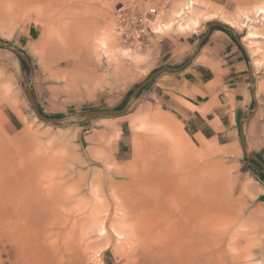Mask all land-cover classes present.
<instances>
[{
    "label": "rangeland",
    "instance_id": "rangeland-1",
    "mask_svg": "<svg viewBox=\"0 0 264 264\" xmlns=\"http://www.w3.org/2000/svg\"><path fill=\"white\" fill-rule=\"evenodd\" d=\"M156 2L144 49L117 35L115 0H0V38L28 54L35 98L57 117L121 108L154 70L194 65L220 22L252 60L244 112L256 111L201 143L144 92L122 115L47 123L28 65L0 47V264H264V179L245 153L264 161V0Z\"/></svg>",
    "mask_w": 264,
    "mask_h": 264
},
{
    "label": "crops",
    "instance_id": "crops-1",
    "mask_svg": "<svg viewBox=\"0 0 264 264\" xmlns=\"http://www.w3.org/2000/svg\"><path fill=\"white\" fill-rule=\"evenodd\" d=\"M189 46L191 42L186 39L184 47ZM165 54L166 49L157 59L163 65L168 63L163 60ZM196 59L190 67L157 77L142 92L176 116L191 137L201 143L234 133L237 114L244 113L255 97L254 87L249 88L254 75L248 51L222 29L212 30ZM13 264H21L20 258Z\"/></svg>",
    "mask_w": 264,
    "mask_h": 264
},
{
    "label": "water",
    "instance_id": "water-1",
    "mask_svg": "<svg viewBox=\"0 0 264 264\" xmlns=\"http://www.w3.org/2000/svg\"><path fill=\"white\" fill-rule=\"evenodd\" d=\"M214 28H221V29H223L229 33H232L235 36L237 42L243 46L238 35L230 27H228L225 24L220 23V22H210L208 30L200 36L197 43L195 44V48L193 49L192 53L189 55L185 64L191 62V60L197 55V53L201 49L202 45L208 39L209 35L211 34V32ZM0 47L14 52L26 63V65H28L29 70H30V74H29L30 75V81L25 87L26 94H27L28 99L31 103V106H32L34 112L37 114L38 118L41 119L42 121L47 122V123H59V122L68 121V120H72V119H76V118H96V117H103V116H108V115H122L128 111L129 107L136 100V98L158 76H160L162 73H165V72H175V71H179L182 69V66L173 67V66L165 65L161 68L154 70L153 72H151L147 76L146 79H144L141 83H139L131 91L130 97L128 98L126 103L121 108L90 109V110H83V111H75L72 114L64 115V116L50 117L48 115H45L41 111L40 106H39V104L35 98V95L33 92V68H32L30 57L28 56V54L24 50L18 48L16 45L11 43L10 41L4 40L2 38H0ZM253 95L255 96V89L254 88H253ZM255 111H256V107H254L253 109H250L247 112H244L243 115H250V114L254 113ZM243 122H244V120L241 119V121H240V132H241L242 139H243ZM245 153L249 159H251L255 163H257L264 171V161L255 152L245 150Z\"/></svg>",
    "mask_w": 264,
    "mask_h": 264
},
{
    "label": "built area",
    "instance_id": "built-area-1",
    "mask_svg": "<svg viewBox=\"0 0 264 264\" xmlns=\"http://www.w3.org/2000/svg\"><path fill=\"white\" fill-rule=\"evenodd\" d=\"M157 0H116L114 23L117 35L128 45L144 49L150 46L155 31L152 23L159 14Z\"/></svg>",
    "mask_w": 264,
    "mask_h": 264
},
{
    "label": "bare ground",
    "instance_id": "bare-ground-1",
    "mask_svg": "<svg viewBox=\"0 0 264 264\" xmlns=\"http://www.w3.org/2000/svg\"><path fill=\"white\" fill-rule=\"evenodd\" d=\"M30 44H31V43H30ZM32 45H33V43H32ZM33 46H34V45H33ZM125 177H126V176H125ZM125 184L128 185L127 183H125ZM117 185H118V184H117ZM115 186H116V185H115ZM120 186H122V185H120ZM147 190H148V189H147ZM189 192H190V197H191V195H194V193H193V192H194V189H193V188H191ZM189 199H191V198H189ZM193 199H194V198H193ZM193 199H191V201L188 203L187 209H189L190 207H191V208L194 207L195 204H194ZM174 207H175L174 205H169V211H173V210L175 209ZM184 211H185V209L182 208V209H181V212L184 213ZM187 211H188V210H186V213H187ZM190 212L192 213V212H194V211H190ZM130 215H131V214H130ZM207 229H208V228H207Z\"/></svg>",
    "mask_w": 264,
    "mask_h": 264
},
{
    "label": "trees",
    "instance_id": "trees-1",
    "mask_svg": "<svg viewBox=\"0 0 264 264\" xmlns=\"http://www.w3.org/2000/svg\"><path fill=\"white\" fill-rule=\"evenodd\" d=\"M214 29H221V28H214ZM206 41H207V40H206ZM206 41H205V42H206ZM150 84H151V83H150ZM150 84H149V85H150ZM149 85H148V86H149ZM148 86H147V87H148ZM147 87H146V88H147ZM146 88H145V89H146ZM40 109H41V108H40ZM41 111H42V109H41ZM261 174H262V176H261L262 179H264V171H263V169H261Z\"/></svg>",
    "mask_w": 264,
    "mask_h": 264
}]
</instances>
